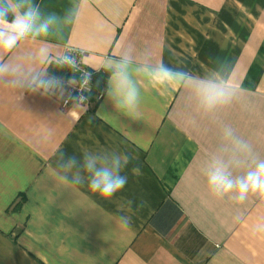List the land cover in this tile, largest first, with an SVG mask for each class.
Segmentation results:
<instances>
[{
	"label": "crops",
	"instance_id": "obj_1",
	"mask_svg": "<svg viewBox=\"0 0 264 264\" xmlns=\"http://www.w3.org/2000/svg\"><path fill=\"white\" fill-rule=\"evenodd\" d=\"M31 2L57 19L15 59L40 68L39 49L73 46L107 77L78 107L0 87V264H264V194L240 201L208 183L216 167L238 180L264 160V0ZM123 55L140 90L131 113L106 94L103 65ZM161 61L191 78L154 81L143 69ZM206 82L227 101L208 106ZM59 150L128 154V182L111 199L65 186Z\"/></svg>",
	"mask_w": 264,
	"mask_h": 264
},
{
	"label": "clouds",
	"instance_id": "obj_2",
	"mask_svg": "<svg viewBox=\"0 0 264 264\" xmlns=\"http://www.w3.org/2000/svg\"><path fill=\"white\" fill-rule=\"evenodd\" d=\"M76 14L78 15V12ZM56 19L54 14L42 19L39 5H33L31 0H0V87L18 93L17 98L20 100L26 94L56 97L58 100H64L67 96L72 100L74 107L85 106L88 99L86 96L73 97L68 92L76 79L74 75L64 81L48 74L47 68L44 67L55 63L58 68H68L75 72L77 65L73 57L67 55L52 57L48 49L41 48L35 53L34 62L42 67L34 68L13 56L23 42L47 37L50 25ZM129 66L130 58L127 55H123L119 60L108 59L103 65L105 71L110 72L107 96L115 98L119 109L131 113L140 103V90L131 77ZM143 71L158 83L166 81L182 83L191 78L187 72L173 70L163 61L158 66L145 68ZM91 75L92 73H87L82 76L81 84L90 82ZM228 97L229 93L223 87L206 82L203 99L208 106L226 102ZM132 159L128 154L115 151L86 150L82 157H77L59 150L53 176L65 186L86 185L91 192L111 199L127 184L128 177L122 173ZM133 172L139 174V168L134 167ZM208 183L213 194L217 196H223L237 188V198L240 201H243L250 191L264 194V160L259 161L254 170L238 180H233L223 167H216L209 174ZM119 222L124 227H129L131 216L120 215Z\"/></svg>",
	"mask_w": 264,
	"mask_h": 264
},
{
	"label": "built area",
	"instance_id": "obj_3",
	"mask_svg": "<svg viewBox=\"0 0 264 264\" xmlns=\"http://www.w3.org/2000/svg\"><path fill=\"white\" fill-rule=\"evenodd\" d=\"M82 53H83V50L73 47V46H65L64 53H62V55L73 57L77 65V70L75 72L72 71L76 79L73 81V87L68 89V92L73 97L80 96V95L87 97V93L88 91L91 90V87H92L93 75L94 73L100 71V70H92V69L87 68L86 66H83V63H82L83 54ZM87 73H92L91 80L90 82H85V84L82 85L80 82V78L86 75ZM56 77L64 81H67L69 78V77L65 78V77H60V76H56ZM102 95H103V92L99 91V93L96 95V98L100 99ZM87 103H88V100H87ZM69 104H73V102L72 100L68 99V97L66 96L65 99L62 100L61 106L67 107L69 106Z\"/></svg>",
	"mask_w": 264,
	"mask_h": 264
},
{
	"label": "trees",
	"instance_id": "obj_4",
	"mask_svg": "<svg viewBox=\"0 0 264 264\" xmlns=\"http://www.w3.org/2000/svg\"><path fill=\"white\" fill-rule=\"evenodd\" d=\"M47 68H48V72L50 73V75H53V76H60V77L67 78L69 76L74 75L72 70L68 68H58L55 63H52ZM106 77H107V73L105 72L98 71L94 73L93 78H92L93 81H92L91 90L88 91L87 93L88 102H91L94 99H96V95L99 93L100 90H102L103 85L105 84Z\"/></svg>",
	"mask_w": 264,
	"mask_h": 264
}]
</instances>
